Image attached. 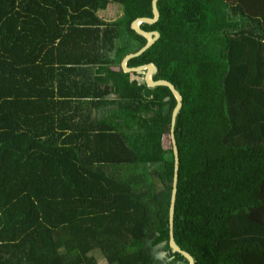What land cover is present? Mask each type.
<instances>
[{
  "label": "trees",
  "instance_id": "trees-1",
  "mask_svg": "<svg viewBox=\"0 0 264 264\" xmlns=\"http://www.w3.org/2000/svg\"><path fill=\"white\" fill-rule=\"evenodd\" d=\"M157 8L127 65L182 95L174 240L264 264V0ZM138 16L151 0H0V264H188L168 245L175 98L120 67Z\"/></svg>",
  "mask_w": 264,
  "mask_h": 264
},
{
  "label": "water",
  "instance_id": "water-1",
  "mask_svg": "<svg viewBox=\"0 0 264 264\" xmlns=\"http://www.w3.org/2000/svg\"><path fill=\"white\" fill-rule=\"evenodd\" d=\"M151 12H152L151 17L138 16L131 21L130 27L137 34L142 35L146 39V41L144 45L141 46L138 50L125 54L120 61V67L123 72H127L130 74L131 79L135 78V73H141L143 75L142 78L147 86H155V85L167 86L175 98V105L171 111L170 126H169V139L173 154V172H172L171 192H170V199L168 206V245L170 247L171 252H177L181 254L183 257L186 258L188 264H195L193 256L188 251L180 248L175 242L173 236V216H174V205H175V198L177 192L178 167H179V157H178V149L174 134V125H175L176 115L182 105V95L169 80L166 79L154 80L152 78V74L156 71V66L154 65V63L148 62L132 67L127 65V61L130 58L141 54L159 38V32L157 30H144L140 27V24L143 22L152 24L157 21L159 17L157 0H151ZM162 255H164V253H162Z\"/></svg>",
  "mask_w": 264,
  "mask_h": 264
},
{
  "label": "rangeland",
  "instance_id": "rangeland-1",
  "mask_svg": "<svg viewBox=\"0 0 264 264\" xmlns=\"http://www.w3.org/2000/svg\"><path fill=\"white\" fill-rule=\"evenodd\" d=\"M122 11L119 7H117V5L111 4L109 5L106 9L102 10L99 15L101 16L102 19H104L105 21L109 22V21H114L116 17H118L119 15H121ZM257 230V229H255ZM242 240H239L238 242H240ZM231 242H234V244L237 242V240H233ZM97 256V260L99 264H106L105 260L100 256L99 252L95 253ZM158 258L163 259V255L160 253L157 255ZM158 264H164V263H158Z\"/></svg>",
  "mask_w": 264,
  "mask_h": 264
}]
</instances>
